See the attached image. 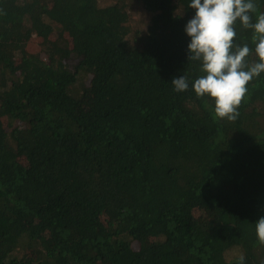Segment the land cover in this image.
Here are the masks:
<instances>
[{
    "label": "trees",
    "instance_id": "trees-1",
    "mask_svg": "<svg viewBox=\"0 0 264 264\" xmlns=\"http://www.w3.org/2000/svg\"><path fill=\"white\" fill-rule=\"evenodd\" d=\"M189 3L0 0V264H264V73L214 119Z\"/></svg>",
    "mask_w": 264,
    "mask_h": 264
},
{
    "label": "clouds",
    "instance_id": "clouds-1",
    "mask_svg": "<svg viewBox=\"0 0 264 264\" xmlns=\"http://www.w3.org/2000/svg\"><path fill=\"white\" fill-rule=\"evenodd\" d=\"M188 8L195 15L187 22L185 32L191 38L188 60L199 62L201 75L191 87L198 98L214 101V119L235 121L248 83L264 73V11L257 0H190ZM237 26L251 32L256 61L246 60L253 49L248 43L234 42ZM174 91L189 89L186 75L172 79ZM255 233L264 245V216L255 222ZM237 264H245L243 255Z\"/></svg>",
    "mask_w": 264,
    "mask_h": 264
},
{
    "label": "rangeland",
    "instance_id": "rangeland-1",
    "mask_svg": "<svg viewBox=\"0 0 264 264\" xmlns=\"http://www.w3.org/2000/svg\"><path fill=\"white\" fill-rule=\"evenodd\" d=\"M147 22H148V17L144 16L143 14H140V12H137L132 16L130 24L132 28H135L137 27L136 25L139 24L140 26H143Z\"/></svg>",
    "mask_w": 264,
    "mask_h": 264
}]
</instances>
